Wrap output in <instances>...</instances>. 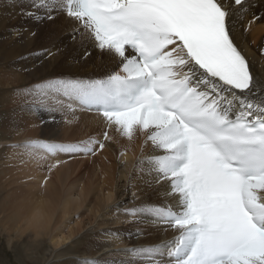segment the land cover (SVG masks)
<instances>
[{
  "label": "snow or ice",
  "instance_id": "6c2138e0",
  "mask_svg": "<svg viewBox=\"0 0 264 264\" xmlns=\"http://www.w3.org/2000/svg\"><path fill=\"white\" fill-rule=\"evenodd\" d=\"M32 7L24 14L52 20L63 12L76 22L73 38L116 65L102 77L55 78L26 94L39 107L67 100L70 109L94 110L129 140L145 133L159 151L138 164L176 204L125 214L176 235L125 251L146 264H264V78L237 38L249 0H32ZM91 144L22 146L94 155Z\"/></svg>",
  "mask_w": 264,
  "mask_h": 264
},
{
  "label": "bare ground",
  "instance_id": "6f19581e",
  "mask_svg": "<svg viewBox=\"0 0 264 264\" xmlns=\"http://www.w3.org/2000/svg\"><path fill=\"white\" fill-rule=\"evenodd\" d=\"M249 3L248 12L238 21L237 38L252 60L253 72L264 78V55L261 54V49H264V18L253 20V15L264 17V0H249ZM35 11L32 0H0V56L4 52L10 55L4 59L5 54L0 62V91L7 103L0 123V153H5L6 146L19 138L25 141L28 137L22 135L26 128L31 130V134L34 132L37 119L41 123L40 130L29 137L38 143L58 141L64 144V141L75 139L77 133L81 138L85 137V142L93 143L100 138L102 129L114 136H110L99 151L97 158L100 157L101 162L95 169L92 167L90 180L81 182L79 178L77 182L71 180L66 186L63 182L66 176H63L61 188L64 192L55 188L53 179L47 184L48 199L45 202L48 204L44 205L43 211L39 198L38 202L33 200L38 195L29 200V193L34 192L32 184H36L33 182L38 179L40 183L44 182L37 174V167L64 153L49 154L39 148L41 154L35 157L32 151L36 148L21 152L25 150L22 145L14 147L11 155L5 153L0 173L8 179L7 182L15 184L14 189L21 187L16 197V214L12 211L17 220L12 217L8 225L3 221L4 225H0L7 234L16 230L19 235L26 231H31L35 237L46 235L52 248L49 253H44L42 264H52L51 259L61 257H65L62 264H83L85 260H98L101 264H146L144 259L133 257L125 250L156 245L172 239L176 232L170 228L165 231L164 225H154L150 221L138 223L135 218L126 215L125 210L146 204H176V199L167 195V186L152 182L148 168L138 164L159 154V151L145 138V133L137 132L134 136L137 142H132L114 127L109 128L104 118L94 110L82 109L77 104L70 109L67 100L64 107L53 100L39 107L36 97L26 94L25 90L55 78L102 77L115 70L116 65L91 42L81 41L78 34L73 38L76 22L63 12L54 14L52 20L24 14ZM43 16L44 12L40 10L39 17ZM12 65L19 69L9 68ZM74 118H78L76 124L72 122ZM89 156L85 155V162L89 161ZM61 164L56 167L54 177L59 176L63 169L70 168H64V162ZM1 202L0 215H3L7 211ZM59 209L66 218L58 219ZM30 241L39 244L36 238ZM33 252L28 256L29 260L31 264H39L38 251Z\"/></svg>",
  "mask_w": 264,
  "mask_h": 264
},
{
  "label": "rangeland",
  "instance_id": "374dc122",
  "mask_svg": "<svg viewBox=\"0 0 264 264\" xmlns=\"http://www.w3.org/2000/svg\"><path fill=\"white\" fill-rule=\"evenodd\" d=\"M39 47H40V43H39ZM5 54L6 53L4 52L2 57ZM2 57L0 56V59H1L0 62H2ZM9 57H10V55H9V53H7L5 55V57H4V59H8ZM9 68L16 69V70L19 69L18 67H15L14 65H12ZM3 97H5V96L0 91V123H1V119L4 117V111H5L4 110V105H7V103L5 102ZM74 119H73L72 122L74 124H76V120L78 121V118H76L75 120ZM40 124H41L40 121L37 119L36 128H35L33 133H37L40 130ZM106 131H107L106 129H105V131H104V129H102L100 138L97 139V141L94 140V142L91 144V147H93L95 149V154L94 155L93 154H85L83 152L77 153V154L64 153L62 156L60 155L59 158H56V157L53 156L54 159L56 158L57 160L56 159L55 160L51 159V161L52 160H54V161L51 162V161H47L46 160V162H43V164L41 163L39 165V167H37V174H38V176L41 179L44 180V182L41 181V183H40L39 179H38V181H34L33 182L34 184L36 182V184L38 183L40 185H38V184L37 185L36 184L33 185L32 184L34 192L29 193V200L33 199V197H35V195H38V196L40 195L39 197L36 196L37 198L35 197L33 200H35V202H38L37 199L39 198L38 199L39 202H40L39 205H41L40 208L43 211L45 209V206H47L45 204H48V202H45L48 199V189H47L48 185L47 184L50 183V181L52 179H53V184H55L54 185L55 188L58 191H61V192H64V189L61 188V186H62L61 185V179L63 178V176H66V179L63 181V182H65L64 184L66 186H68V184L71 182V180L73 182H77V180L79 178L81 179V182H84V179H86V180L89 179L90 180V174L89 173H90L92 167L95 169V166H98L99 162H101L100 161V157L97 158L98 153L101 150L99 148V143L105 144V142L107 141L104 138V133ZM32 134H31V130L29 128H26V130H25V132H24V134L22 136L28 137V138H26L25 141H23V139H21V138H19L18 140L13 141L12 144H9V145L6 146L7 151H5V153L8 154V155H11L14 152L13 148L16 147L17 145H24V144H26L28 142H37L36 140L31 139L29 137ZM108 136L110 137V136H114V135H112L111 133L108 132ZM84 138L85 137L81 138V136H79V134L77 133L75 139L70 140V142L69 141H67V142L64 141V144H66V143L67 144H73V142H74V144H78V143H81V141L85 142ZM38 140L40 141V137H38ZM71 141H73V142H71ZM55 142L59 143L58 141H55ZM132 142H137V138L133 137L132 138ZM0 148H1V146H0ZM27 150H29V148H25V150H23L21 152H26ZM31 150L32 149H30V151ZM116 150H117V148L115 147V151ZM32 152H33V155L35 157H39L40 154H41V152L39 150V147H36V149H33ZM116 152L118 153V151H116ZM5 153L3 151L0 153V172H1V169H2V165L1 164L3 163V158H4L3 156H4ZM85 155H90L92 157L89 156V158H88L89 161L85 162L86 161ZM60 159H62V160H60ZM53 162H55V163H53ZM62 162L65 163L64 164V168H67V167H70V168H68V170H66V169L64 170L63 169L62 173L59 176H55L54 177L56 169L63 165V164H61ZM59 163H60V165H58ZM71 165H73V166H71ZM2 176L3 175L0 173V200H2V202H1L2 206H6V211H7L6 213H8L9 216L6 213H4L6 215L3 214L4 216L1 214L5 219L0 215V224L1 225H4V224L8 225L9 220L12 217H13V219L17 220V218L14 217L12 213L14 212L15 204H16V201H17V198H18L17 194H18V191L20 190L21 186H19L18 189H14L15 184L14 183L11 184V182H7L8 179H6V178H4ZM34 186H37V188L34 187ZM25 188H27V186H25ZM35 188H36V191L34 190ZM38 190H39V193H38ZM6 192H8V193H6ZM9 192H10V194H9ZM11 192L14 193V194L12 195ZM23 192L25 194H27V191H23ZM7 198L9 199V202H8ZM3 199L6 200V202ZM7 203H8V205H6ZM14 213L16 214V212H14ZM58 214H59L58 215V219L59 218H66L64 213H63V211H61V209H59V213ZM21 215H22V213H20V216ZM2 221L4 222V224H2ZM1 225H0V264H31V261L29 260L28 256H30L31 254H34L33 250L34 251H38L37 252V257H38L37 261L39 262V264L43 263L44 257H45L44 253H46V252L49 253L50 248H52V244L50 243V241L48 240V237L46 235L35 237L31 231H26L22 235H19V233L15 232L16 230H13V231L11 230L10 234H7L6 231L2 228ZM32 237L36 238L37 240H39V244L37 242L35 244L34 243L35 241L31 242L30 240L33 239ZM39 255H40V257H39ZM64 258L65 257H61L60 259H54V258L51 259V257H49V259H51L53 261L52 264H62L61 261H63ZM47 261H49V260H47Z\"/></svg>",
  "mask_w": 264,
  "mask_h": 264
}]
</instances>
